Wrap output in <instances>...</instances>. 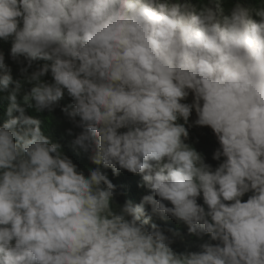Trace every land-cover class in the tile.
Listing matches in <instances>:
<instances>
[{
	"label": "clouds",
	"instance_id": "9594fccd",
	"mask_svg": "<svg viewBox=\"0 0 264 264\" xmlns=\"http://www.w3.org/2000/svg\"><path fill=\"white\" fill-rule=\"evenodd\" d=\"M254 15L239 3L223 14L164 0H0V39L32 85L22 103L51 112L67 94L63 112L81 130L72 145L96 165L78 170L26 114L0 53V264H264V6ZM193 109L219 142L215 168L185 142ZM106 169L140 174L151 194L118 204ZM154 217L186 225L199 250L177 252L184 236Z\"/></svg>",
	"mask_w": 264,
	"mask_h": 264
},
{
	"label": "trees",
	"instance_id": "16d2710c",
	"mask_svg": "<svg viewBox=\"0 0 264 264\" xmlns=\"http://www.w3.org/2000/svg\"><path fill=\"white\" fill-rule=\"evenodd\" d=\"M164 2L188 3L193 6L194 10H198L203 4H206L218 11L222 10L223 14H228L229 10L234 5L239 3L252 11L253 18H257L254 15V11L264 6V0H164ZM11 47V38L7 41L0 39V53L5 56V63L11 69L14 82L19 80L22 85L21 94L18 96V100L21 101V106L25 107L27 115L41 121V128L45 135L50 136L53 142L59 143L63 154L73 160L74 164L77 165L78 170L83 171L85 175H88L89 169L95 168L96 165L91 162L88 154L73 147L72 141L81 130L75 127L63 112V108L72 103L71 98L65 94L64 98L58 102L57 106L51 112L48 110L38 112L35 107H28L27 105H24L22 103V96L25 92L30 90L32 85L26 82L24 75L21 73L23 65L11 59ZM21 59L23 60V57H21ZM35 63L42 65L47 62L38 60ZM31 71L32 69H29V73ZM43 79L51 81V74L48 73ZM12 86L14 87L15 84ZM184 102L192 103L193 96L190 94ZM9 104L10 101L7 99V93H0V126H2L7 120L6 109ZM16 115H18V113H16ZM196 119L197 116L195 110L193 109L188 123L185 124V127L189 132V136L185 142L195 148L198 152L202 153L205 157L206 163L211 164L213 168H215L224 159L223 157H221L220 161L213 159L215 151L220 147L219 142L213 130L208 126L196 125ZM179 122L184 123L182 119ZM69 129H71V134H69ZM121 131H124V129ZM106 171L108 172L109 179L116 186L117 196L115 199L118 204H123L128 201H131L133 204H138L144 195L151 194L140 174H133L127 170L121 169L119 175L117 176L113 175L111 169H106ZM249 195H251V193L245 194L242 200L246 201ZM165 203L167 206H171L169 202L165 201ZM198 203L203 204L202 196L198 198ZM148 210L150 211V206H148ZM153 222L157 223L161 227H170L177 230L184 236L183 240H177L173 245V248L177 252H183L188 249L189 246H191L192 251L199 250L197 245L200 241L197 237L188 234L186 225L178 223L171 217L167 219L154 217Z\"/></svg>",
	"mask_w": 264,
	"mask_h": 264
}]
</instances>
